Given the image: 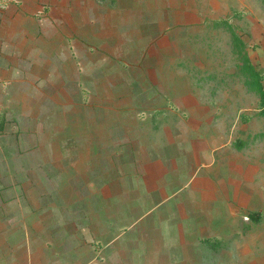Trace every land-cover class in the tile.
I'll use <instances>...</instances> for the list:
<instances>
[{"label": "rangeland", "instance_id": "obj_1", "mask_svg": "<svg viewBox=\"0 0 264 264\" xmlns=\"http://www.w3.org/2000/svg\"><path fill=\"white\" fill-rule=\"evenodd\" d=\"M166 1L144 65L37 55L40 0L0 40V186L26 243L8 264H264V121L239 69L264 78V3Z\"/></svg>", "mask_w": 264, "mask_h": 264}, {"label": "crops", "instance_id": "obj_2", "mask_svg": "<svg viewBox=\"0 0 264 264\" xmlns=\"http://www.w3.org/2000/svg\"><path fill=\"white\" fill-rule=\"evenodd\" d=\"M2 1L13 0H0V3ZM15 2L18 4L9 3L7 10L0 9V40L7 45L10 43L7 41L13 40L17 33L20 41L25 40L27 35L23 25L27 22L25 13L28 6L25 0ZM40 4H37L36 9L47 12V17L39 20V28L36 25L39 35L43 36L37 40L41 38L47 45H37L36 54L70 57L68 65L75 67L79 63L86 70L93 65L107 66V56L117 55L126 57V63L131 64L140 61L136 58L144 55L146 57L141 61L144 65L148 61L147 55L151 56L149 49H155L159 32L167 30L170 24L169 17L167 23L157 18L170 11V2L166 0H40ZM10 9L14 10L8 15ZM16 24L20 27L16 28ZM18 47L19 54L24 57L35 54L34 51L27 54L28 49L21 44ZM6 49L3 47L4 53L0 57V80L4 84L6 78L10 77L9 63L12 58ZM5 91L3 86L0 89V101L1 98L5 100ZM6 98L11 102V94ZM42 149L43 146L37 150ZM4 152L5 145H0V168L11 165ZM0 188V264H8L12 249L25 251L26 243L23 236L18 234L15 237L16 225L12 223L11 209L8 207L11 199L9 188H5V184Z\"/></svg>", "mask_w": 264, "mask_h": 264}, {"label": "trees", "instance_id": "obj_3", "mask_svg": "<svg viewBox=\"0 0 264 264\" xmlns=\"http://www.w3.org/2000/svg\"><path fill=\"white\" fill-rule=\"evenodd\" d=\"M264 3V0H262ZM234 40H237L236 38ZM237 42V41H235ZM241 44V42H240ZM237 47V46H236ZM241 64L239 66L240 71L247 77L248 80L246 81V84H250L254 86V89L258 93L259 96V106H260V115L263 118L264 121V83L262 84L263 81V76L261 73H258L255 69V67L250 63L249 59L245 54H241ZM258 213H249V216H257Z\"/></svg>", "mask_w": 264, "mask_h": 264}]
</instances>
